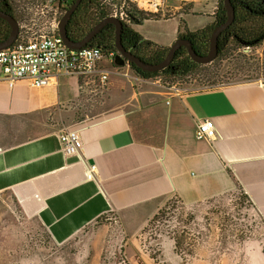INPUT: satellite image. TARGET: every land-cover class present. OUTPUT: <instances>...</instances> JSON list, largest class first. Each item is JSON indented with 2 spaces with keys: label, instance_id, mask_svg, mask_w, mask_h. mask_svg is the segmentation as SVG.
Here are the masks:
<instances>
[{
  "label": "crops",
  "instance_id": "0c3cea01",
  "mask_svg": "<svg viewBox=\"0 0 264 264\" xmlns=\"http://www.w3.org/2000/svg\"><path fill=\"white\" fill-rule=\"evenodd\" d=\"M220 1L168 0L174 14H156L133 28L169 47L185 30L213 23ZM99 64L109 70L108 81L94 92L96 76L60 70L39 87L27 79L12 85L0 80V200L36 219L57 244L105 215L110 221L102 240L120 241L130 264H152L148 257L162 264H195L197 257L208 264L215 258L201 245L189 255L176 252L171 235L149 248L154 256L146 252L141 238L148 222L172 198L193 205L240 188L264 222L262 82L169 88L152 79L134 84L107 57ZM122 69L131 70L127 64ZM62 118L70 119L68 126ZM205 118L215 126L211 140L194 135L196 122ZM62 126L78 129L79 154L63 153Z\"/></svg>",
  "mask_w": 264,
  "mask_h": 264
},
{
  "label": "rangeland",
  "instance_id": "374dc122",
  "mask_svg": "<svg viewBox=\"0 0 264 264\" xmlns=\"http://www.w3.org/2000/svg\"><path fill=\"white\" fill-rule=\"evenodd\" d=\"M14 1L27 6L23 14L19 13L20 19L23 15L31 23L41 14L30 8L43 0ZM219 57L224 60L216 82L208 83L200 72L175 77L161 74V77L170 85L190 83L193 89L229 82H264V41L257 47L226 52ZM67 119L62 118L65 126H68L65 121H70ZM232 197L211 198L193 205L166 202L142 235L146 252L161 235H171L180 238L187 252L184 254L193 252L195 245L209 247L215 258L210 256L208 264H264V226L258 221L253 224L246 205ZM107 218L101 216L96 224L57 244L36 219L21 215L11 201L0 200V264H130L120 241L105 244L102 240L103 227L110 221ZM148 259L152 264H162ZM195 264L207 263L197 257Z\"/></svg>",
  "mask_w": 264,
  "mask_h": 264
},
{
  "label": "built area",
  "instance_id": "2783aa9c",
  "mask_svg": "<svg viewBox=\"0 0 264 264\" xmlns=\"http://www.w3.org/2000/svg\"><path fill=\"white\" fill-rule=\"evenodd\" d=\"M174 2L180 0H172ZM108 16L118 18L120 21H130L131 15L143 12L145 14H159L166 17L174 14L176 9L168 6V0H102ZM67 6V0H43L33 4L32 8L38 17L31 23L26 18L18 21V33L14 42L7 48L0 49V80L10 85L18 79H27L32 86L49 84L54 70H60L67 75H76L80 78H93L92 91L102 89L107 81L109 70L100 66V61L107 57L110 59L113 70L123 73L135 84L147 80L134 71H124L114 63L116 51L104 53L99 47H68L58 34V21ZM26 11L27 6H23ZM178 9H180L178 7ZM19 13H24L18 10ZM129 66V65H128ZM155 84L175 87L167 80L157 77L151 80ZM232 84L231 82L227 84ZM264 85V82H262ZM218 84L200 89H208ZM194 135L197 139L211 140L215 137V126L210 118L196 122ZM61 149L65 155L80 153L82 140L76 128L63 127L58 131ZM95 165L88 167L87 178H94Z\"/></svg>",
  "mask_w": 264,
  "mask_h": 264
},
{
  "label": "trees",
  "instance_id": "16d2710c",
  "mask_svg": "<svg viewBox=\"0 0 264 264\" xmlns=\"http://www.w3.org/2000/svg\"><path fill=\"white\" fill-rule=\"evenodd\" d=\"M71 2H73V0H67V6H69ZM231 2L235 9L234 20L219 35L218 54L211 62L197 63L192 61L186 51V48L182 46L176 50L170 64L161 70L152 72L144 71L135 65L130 64L131 70L144 79L161 77V74L175 77L193 75L196 72H200L203 73V76H205L208 83H213L216 76L220 75V63L224 60V58H220L219 56L225 54L226 52L237 51L238 49L244 50L246 48H254L261 45L264 41V0H231ZM0 8H3L2 10L10 13L11 11L16 12L18 21L20 20L18 10L25 12L24 7L20 5L18 1L13 2V0H0ZM65 10L66 8L63 9V11ZM155 15L156 14L150 13L145 14L143 12L133 14L130 21L123 23L124 27L121 34V41L124 47L139 56L142 60L150 63L159 62L165 56L168 47L159 46L150 40L144 39L133 28V25L139 23L142 19L150 18ZM106 16H108V13L102 0H81L66 25L67 34L70 39L79 40L94 24ZM21 18H24V16L21 15ZM224 19L225 10L221 0L217 7L213 23L194 31L185 30L183 33L179 34L178 37L188 38L192 42L194 49L199 54H205L208 49V39L211 30L214 26L224 21ZM8 33V23L0 18V41L3 40ZM93 46L99 47L105 54L110 51H116L114 46L113 24H106L89 41L87 47ZM222 196L237 197L240 203H244L246 205L247 210L250 212L253 224L258 221L264 226V222L256 213L249 197L240 188L230 190L229 192H225L216 197L220 198ZM172 200L177 203L180 202L177 198H172L168 200L167 203ZM251 211H253L254 214H251ZM156 216L157 212L148 223H151ZM172 237L175 241L174 244L176 252L184 254V250L186 249L182 248V241L180 238L177 236Z\"/></svg>",
  "mask_w": 264,
  "mask_h": 264
},
{
  "label": "water",
  "instance_id": "95a60500",
  "mask_svg": "<svg viewBox=\"0 0 264 264\" xmlns=\"http://www.w3.org/2000/svg\"><path fill=\"white\" fill-rule=\"evenodd\" d=\"M81 0H73L62 13L58 21V34L62 38L63 42L70 48H82L88 46L89 41L108 23L114 25V46L116 54L114 56V63L116 65L123 66L125 64H133L136 67L144 71H158L168 66L172 61L176 50L180 47H185L189 57L192 61L197 63H209L218 54V37L223 30H225L234 20L235 9L231 0H222V5L225 10V19L221 23L217 24L211 30L208 39V49L205 54H199L193 47L192 42L186 37H177L168 47L165 56L155 63H150L142 60L139 56L127 50L121 41V34L124 27L122 21L113 16H106L105 18L94 24L88 32L84 34L79 40H72L67 34L66 25L76 10ZM0 18L4 19L9 25L8 35L0 41V49L9 47L17 37L18 33V21L10 13L0 10Z\"/></svg>",
  "mask_w": 264,
  "mask_h": 264
},
{
  "label": "flooded vegetation",
  "instance_id": "af4514ba",
  "mask_svg": "<svg viewBox=\"0 0 264 264\" xmlns=\"http://www.w3.org/2000/svg\"><path fill=\"white\" fill-rule=\"evenodd\" d=\"M68 6H66V8H67ZM3 8H0V10H2ZM5 9H7V8H5ZM4 11V10H3ZM5 12H7V11H5ZM7 13H10V12H7ZM10 14H12L13 16H14V18L17 20L18 18H17V13L16 12H14V11H11V13ZM133 15V14H132ZM132 15H131V17H132ZM2 19V18H1ZM3 21H5L4 19H2ZM18 21V20H17ZM6 22V21H5ZM128 65V64H127ZM130 65V64H129Z\"/></svg>",
  "mask_w": 264,
  "mask_h": 264
}]
</instances>
